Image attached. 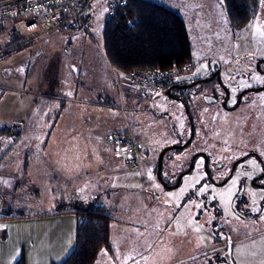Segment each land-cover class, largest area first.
<instances>
[{
  "label": "rangeland",
  "instance_id": "rangeland-1",
  "mask_svg": "<svg viewBox=\"0 0 264 264\" xmlns=\"http://www.w3.org/2000/svg\"><path fill=\"white\" fill-rule=\"evenodd\" d=\"M118 1L120 0L91 1L88 10L93 11L89 27L92 38L80 28L76 31L68 30L69 32L56 30L36 38L15 34L11 43L4 41V36L8 38V34L0 38V54H5L0 56V128H10L0 135V151L5 150L2 147L8 144L7 140H14L19 134L46 135V119L58 109L59 102L53 100L46 106L42 101V94L36 95L31 89L38 86L37 81H41L43 89L53 87L55 92L63 91V72L73 75L69 68L75 55L96 52L87 42L93 46L96 43L101 45L104 14L110 5ZM152 1L170 7L185 22L193 60L185 73L193 72L195 66L202 63L214 65L220 68L224 83L226 81L230 85L226 77L228 74L233 77L241 76L239 68L248 74L256 72V59L258 56L264 57V0H256V15L238 31L230 28L221 0ZM26 41L30 43L23 45ZM254 57L253 62H249ZM243 58L247 63L239 67L230 65ZM49 63H53L55 71V76L51 78L40 73L41 65ZM261 63L264 69V61ZM31 74L35 79L29 77ZM37 76L44 78L36 80ZM97 82L107 87L111 81L105 74H100ZM214 83L217 81L204 82L194 89L190 87V99L185 102L164 93L146 97L142 91L135 92L133 89L130 94L123 95L121 103L117 96L110 101L106 97H98L101 103L110 105L114 110L108 112L96 109L98 116L102 112L121 115L129 121L137 142L140 145L145 142L144 147L148 149L150 156L158 153V157L151 161V173L144 169H128L117 157L118 165L127 169L130 180L129 184L123 182L126 188L121 189L115 200V186L99 196V204L104 205L110 215V237L108 245L99 252L94 264H230L226 260L219 262L212 255L215 247L212 240L224 237L222 227L228 232L232 243V264H264V216L241 218L230 209L238 191L235 175L240 174L241 170L238 168L232 179L221 186L204 180L205 188H202L201 178L206 177V174L198 172L199 165L203 168L204 162H207L210 175L214 179L223 178L229 174L236 159L253 151L259 152L264 161V105L257 104L254 100L247 107L242 105L239 110H222L214 103L205 102L203 98L204 91H210L211 86H219ZM208 95L212 96V91ZM253 96L257 99L258 95L253 93ZM91 97L94 98V94ZM262 100L264 101V91ZM256 106L259 111L253 123L251 108ZM73 107L76 116H81L82 112L85 114V107ZM35 108L50 113L41 121L36 118L31 121ZM160 115L163 118H159ZM168 131L173 133L172 139H166ZM160 140H190L182 152L168 149L160 160L161 175L171 185L177 183L181 169L190 167L195 154L202 152L207 159L201 155L202 159L195 163L194 170L182 177L180 184L162 189L158 187L157 180V165L161 153L160 150L153 151L159 147ZM111 150L113 151L112 148ZM252 160H255L256 167L261 165L255 157ZM35 161L43 164L38 166L44 170L34 174L33 183L26 181L24 175H18L15 181L17 189L11 185V189L0 191V197L3 198L0 210L3 213L44 212L56 210L60 205L54 202L57 198L54 191L59 186L51 182L47 166L44 167L45 160L36 155ZM141 172L142 179L136 180ZM95 177L96 175L92 176ZM262 181L264 182V178ZM71 192L66 187L59 196V199L64 200L65 208L73 200ZM95 192L93 188L88 191ZM106 194L110 195L109 198ZM76 197L84 195L76 194ZM252 199L254 206L247 205L250 213L257 211L260 200L264 201V191L253 195Z\"/></svg>",
  "mask_w": 264,
  "mask_h": 264
},
{
  "label": "crops",
  "instance_id": "crops-1",
  "mask_svg": "<svg viewBox=\"0 0 264 264\" xmlns=\"http://www.w3.org/2000/svg\"><path fill=\"white\" fill-rule=\"evenodd\" d=\"M107 12L104 14V19ZM92 14L93 11L88 10L83 18L86 27L77 23L68 30L76 31L80 28L92 38L89 30L92 24ZM14 33L17 34L15 31ZM26 42V44L30 43V41ZM87 43L90 47L96 49V52L89 55L74 56V62L69 68L73 71V75L69 76L68 73L63 72L61 80V89L63 91L55 92L52 89L53 87L51 89H43L41 81H37L38 86L31 89V91L33 90L37 93L36 95L42 94L43 97L41 98L44 105L47 106L51 101L57 100L59 102L58 109L60 106L63 107L58 117L55 118L58 109H56L53 115L51 114L52 117H47L48 130L46 131V135L22 136V134H19L14 140H7L8 144L3 145L2 148L5 150L0 151V191L8 188L11 189V185L17 189L15 181H17L18 175H24L26 181L32 182L35 179L33 177L34 174L40 170H44L38 166V164H43L36 163L35 161L37 155L41 160H45L44 167L47 166V171L51 175V182L59 186V189L54 191L57 195L54 202L56 200L64 201L62 198L59 199V196L66 187L72 190L73 200L70 202L72 206L77 204L87 206L101 205L99 204V196H103V191L105 190L111 191L113 186L116 188V191L113 193L115 200V196L121 189L126 188L123 182H128L127 184H129L130 180L127 169L124 166L118 165L117 157L121 159L119 153L108 141L109 134L119 131L130 132L135 143L140 148V152L138 153L140 167L134 171L144 169L147 173H151V161L158 157V153L155 156H150L148 149L144 147L146 146L145 142H142V145L137 142L130 128L129 121L127 122L123 119L121 115L115 116L113 113L107 114L106 112H102L98 116V112L96 111V109H99L101 111L114 112L110 105L101 103L98 97H106L110 101L115 100V96H117L118 102L121 103L123 95L130 94L131 89L135 92L142 91L143 94L144 91L132 85L123 71L111 65L101 47L102 41L100 46L97 43L95 46L90 42ZM187 62L192 64L193 60ZM53 68V63L42 64L40 73L43 72L45 74L44 77H54L55 71H53ZM186 70L182 69V76L193 73H185L184 71ZM100 74H105L110 79L111 82L107 87L98 84L97 80ZM201 74L198 73L195 77L201 76ZM29 77L34 78L32 74ZM44 77L39 78L37 76L36 80H41ZM189 86L184 88H188ZM167 92V89L164 87L157 94L164 93V95L169 96ZM93 94L94 98L91 97ZM157 94L144 95L146 97H153ZM178 96L180 97L179 94ZM178 96L174 99L183 102L178 99ZM73 105H76L77 108L85 107V114L82 112L81 116H76ZM33 110L35 115L30 117L31 121L34 118L41 121L45 115H49L50 113L40 111L37 108ZM161 117L163 118L160 115L159 118ZM173 136V133L168 131L166 139H172ZM162 140H160L159 147L153 150H160L161 159L166 150L173 149L180 153L190 143V140L186 142L171 140L166 141L167 143ZM21 144L26 145L21 146ZM201 153H197L196 155ZM197 159H201V156H198ZM197 161L195 160L193 165L190 162L189 169L191 170L187 173H181L184 170L181 169L177 183L175 182L172 185L160 174V167L159 174H157L158 187L168 189V186L180 184L182 177H186L194 170ZM121 162L123 163L122 159ZM143 167L148 168L145 169ZM11 168H13V171ZM127 168L130 169L128 166ZM198 172H204L202 165H199ZM93 175H96V177L92 178ZM138 177L136 180L142 179V172ZM74 186L75 188H73ZM205 187L206 184H202V188ZM91 188L95 189L96 192L88 193ZM76 194H83L84 197H76ZM2 203L3 198L0 197V207ZM101 206L105 208L104 205ZM53 211L29 213L27 216L20 218H0V264H15L20 257H23L24 264L61 263L75 246L77 221L73 212L54 213ZM215 239L212 240L213 243L216 241ZM215 246L217 247V245Z\"/></svg>",
  "mask_w": 264,
  "mask_h": 264
},
{
  "label": "trees",
  "instance_id": "trees-1",
  "mask_svg": "<svg viewBox=\"0 0 264 264\" xmlns=\"http://www.w3.org/2000/svg\"><path fill=\"white\" fill-rule=\"evenodd\" d=\"M221 1L228 24L234 31L246 26L257 13L256 0ZM5 34H8V38ZM14 34L13 26L8 20L0 21V38L5 35L4 41L11 43ZM101 41L108 61L123 72L154 67L172 68L177 77L182 76L183 64L192 61L184 20L170 7L152 0H120L110 5L103 20ZM179 83L182 84L183 81H176L175 87L172 85L165 89L170 94L171 87L180 88L176 87ZM178 93L180 95V92L176 94ZM62 107L56 112L55 118ZM8 130V126L0 128V135ZM56 203L60 205L54 213L73 212L77 221L75 246L59 264H94L99 252L109 243L110 215L101 205L77 204L66 209L64 201L56 200ZM27 215L23 211L3 213L0 210L1 219ZM15 264H24L23 257Z\"/></svg>",
  "mask_w": 264,
  "mask_h": 264
},
{
  "label": "flooded vegetation",
  "instance_id": "flooded-vegetation-1",
  "mask_svg": "<svg viewBox=\"0 0 264 264\" xmlns=\"http://www.w3.org/2000/svg\"><path fill=\"white\" fill-rule=\"evenodd\" d=\"M254 59L255 57L251 58L249 62H253ZM256 61H257L256 72L254 74H248L247 71H242V69L240 68L238 72H240L241 76L233 77L231 76V74H228L226 80L230 82V85H228L226 81L224 83L220 68H216L214 65L213 66L206 65V68L204 69L202 76H197L194 79L183 81V84H190L188 88L176 89L174 88L175 86L171 87L170 88L171 93L169 94V96L174 99L178 95L176 93L180 92V97H181L180 100L185 102L190 99V94H189L190 87L194 89L196 85H200L204 82L210 83L211 81H217V83L214 84L219 86L216 87L211 86L210 88L213 97L211 95H208L210 91L203 92V94H205L203 96L205 102L214 103L225 111H230L233 109L239 110V108L242 105H244V107H247L249 106V104H251L250 101H254V100L257 104L264 105L263 103L264 101L262 100V92L264 91V80H263L264 69L262 68L263 63H261L264 61V57L258 56V59H256ZM244 63H247V61L246 59L243 58L238 62L233 61V64L231 63L230 65L234 67H239ZM209 69H211V71ZM219 87L222 90V94H220L221 90H219ZM253 93H256L258 95L256 96L257 99H254L255 96H253ZM258 108L259 107L257 106L256 108H251V110L253 111L252 114L253 123L257 116V112L259 111ZM201 155H203L206 158L204 153L198 155L195 154L191 160V164L193 165L194 161L198 160L197 157ZM252 156L258 159L259 162H261V165H259V167H256L254 165L256 164V162L255 160H252L253 158ZM238 168L241 170V173L235 175L236 170ZM190 170L191 169H189L188 166L186 169L181 171V173L182 172L187 173ZM209 170L210 169H208L207 167V162H204L203 171L206 174V177L202 178V184H205L204 180H206V181H211L215 186H221L229 182L232 179L233 175H235V181L236 183H238L237 184L238 191L237 194L234 196V199L230 205V209L233 211V213H236L238 217L248 218V219H250L251 217L264 216L263 200L259 201V207L257 211L254 213H250L249 208L247 207V205L254 206L255 202L252 199L253 195H256L258 192L264 191V182L262 181L264 178V161L262 155L259 152L253 151L236 159L229 174L224 176L223 178L214 179L213 176L210 175L211 173ZM216 208L218 209V207ZM220 214H221V209L219 208V216ZM221 231L223 232L222 234L224 237L215 239L216 241L214 242V244L217 245V247L216 246L213 247L214 248L212 252L214 253L213 257H215V259L219 262L226 260L230 264H232V260H231L232 243L229 240L228 232H226L225 229H223V227ZM228 242H230V260L226 256Z\"/></svg>",
  "mask_w": 264,
  "mask_h": 264
},
{
  "label": "built area",
  "instance_id": "built-area-1",
  "mask_svg": "<svg viewBox=\"0 0 264 264\" xmlns=\"http://www.w3.org/2000/svg\"><path fill=\"white\" fill-rule=\"evenodd\" d=\"M92 0H0V21L9 20L20 36L41 37L56 30H68L75 24L85 26L83 18ZM34 27H27L32 25ZM192 64L186 62L183 69ZM128 81L144 91L146 96L157 94L164 87L176 82L172 68L154 67L146 70L124 72ZM108 141L117 150L123 163L132 170H138L140 148L128 131L109 134Z\"/></svg>",
  "mask_w": 264,
  "mask_h": 264
},
{
  "label": "water",
  "instance_id": "water-1",
  "mask_svg": "<svg viewBox=\"0 0 264 264\" xmlns=\"http://www.w3.org/2000/svg\"><path fill=\"white\" fill-rule=\"evenodd\" d=\"M206 68V64L202 63V64H199L197 66H195L194 70H193V73L192 74H187V75H183V76H177L176 77V81H184V80H189V79H194L196 74L198 73H202L204 72V69ZM190 84H177L176 87H180V88H184V87H187L189 86ZM175 86V85H174ZM179 94V93H178ZM178 99H180V97L178 96ZM160 160H161V154L159 156V160H158V165H157V174H159V171H160ZM226 256L228 257V259L230 260V242H228V248L226 250Z\"/></svg>",
  "mask_w": 264,
  "mask_h": 264
},
{
  "label": "snow or ice",
  "instance_id": "snow-or-ice-1",
  "mask_svg": "<svg viewBox=\"0 0 264 264\" xmlns=\"http://www.w3.org/2000/svg\"><path fill=\"white\" fill-rule=\"evenodd\" d=\"M27 27L31 28V27H34L35 25L32 24V25H26ZM201 191H204V189H201Z\"/></svg>",
  "mask_w": 264,
  "mask_h": 264
}]
</instances>
